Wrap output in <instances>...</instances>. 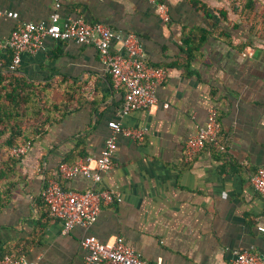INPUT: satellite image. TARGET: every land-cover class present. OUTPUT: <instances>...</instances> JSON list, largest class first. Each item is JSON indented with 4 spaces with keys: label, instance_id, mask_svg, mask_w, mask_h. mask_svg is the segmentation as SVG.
Here are the masks:
<instances>
[{
    "label": "crops",
    "instance_id": "0c3cea01",
    "mask_svg": "<svg viewBox=\"0 0 264 264\" xmlns=\"http://www.w3.org/2000/svg\"><path fill=\"white\" fill-rule=\"evenodd\" d=\"M59 1L62 22L83 17L109 25L119 35L111 50L120 54L123 38L135 34L144 60L169 72L155 105L123 115L124 88L114 86L94 45L46 37L39 51L23 53L20 72L67 89L72 112L21 158L20 183L0 211V258L13 250L39 264H84L88 235L103 242L123 237L144 258L164 264H233L240 250L264 258V198L251 182L264 165V0H167L168 23L148 0ZM55 4L0 0V54L20 22H48ZM203 34L206 41L185 67V39L198 44ZM212 108L225 149L209 143L187 160L186 141ZM110 121L145 129V139L119 134L113 167L101 181L83 175L63 181L68 189H106L120 199L104 204L92 225L65 232L42 189L58 179L61 162L99 156Z\"/></svg>",
    "mask_w": 264,
    "mask_h": 264
},
{
    "label": "built area",
    "instance_id": "2783aa9c",
    "mask_svg": "<svg viewBox=\"0 0 264 264\" xmlns=\"http://www.w3.org/2000/svg\"><path fill=\"white\" fill-rule=\"evenodd\" d=\"M154 2L160 18L168 23L171 21L170 6L167 0H148ZM61 3L56 0L48 22H20L15 31L1 46L11 50V68L17 69L22 61L23 53H36L43 45L46 37L59 41L73 40L83 45H94L100 55L101 61L110 73L114 86L124 88V102L122 114L128 115L133 111L148 109L158 102V89L168 75V69L149 64L142 57V45L135 34H128L123 38L126 53H114L111 50L113 41L119 38L118 33L103 22H89L83 17L61 21L59 9ZM7 16L18 19L19 13L7 12ZM1 44V43H0ZM252 49L250 48L249 52ZM247 54V53H246ZM245 54V55H246ZM0 54V68L3 66ZM165 106H168L166 104ZM111 135L99 156L87 155L83 159L70 164L61 162L57 169L58 179H51L44 185L41 195L50 214L64 223L65 232L74 226L88 227L97 221L104 204L114 202L116 195L106 189L90 188L74 190L64 188L61 180H68L83 175L94 182L102 180L105 173L113 167V159L117 148V137L123 134L135 141H144L145 129L125 128L120 121H110ZM221 125L218 111L212 108L206 122L198 131L186 141V159L192 160L194 156L212 144L221 150L225 147L220 143ZM28 142L15 146L11 153L22 158L31 147ZM251 182L258 193L264 198V165L257 168L251 175ZM120 200V199H117ZM264 232V226H259ZM87 249L84 264H164L162 259L150 261L140 252L130 246L123 237L113 242H103L95 236L88 235L82 241ZM0 264H39L30 261L22 255H4ZM233 264H264V258L258 252L240 250L237 252Z\"/></svg>",
    "mask_w": 264,
    "mask_h": 264
},
{
    "label": "trees",
    "instance_id": "16d2710c",
    "mask_svg": "<svg viewBox=\"0 0 264 264\" xmlns=\"http://www.w3.org/2000/svg\"><path fill=\"white\" fill-rule=\"evenodd\" d=\"M206 39V34L200 37L198 44L190 38L185 39V67H188L189 61L196 56ZM11 57V50L2 54L4 63L0 68V211L11 202L21 179V158L12 154L11 149L32 143L46 132L47 127L62 122L72 112L68 105L70 96L67 89L28 79L19 68H11ZM56 92L62 94L61 102L57 100ZM80 156L86 157L84 153ZM63 181L61 184L66 188ZM7 254L20 255L9 250L2 257Z\"/></svg>",
    "mask_w": 264,
    "mask_h": 264
}]
</instances>
